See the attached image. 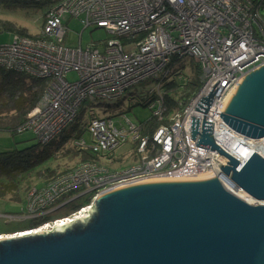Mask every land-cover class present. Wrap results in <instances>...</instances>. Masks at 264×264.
<instances>
[{
  "label": "built area",
  "instance_id": "2783aa9c",
  "mask_svg": "<svg viewBox=\"0 0 264 264\" xmlns=\"http://www.w3.org/2000/svg\"><path fill=\"white\" fill-rule=\"evenodd\" d=\"M66 15L79 18L84 28H103L111 37L101 45L83 46L81 40L77 46L65 45ZM43 31L45 38L15 34L11 43L0 45V68L51 79L43 98L20 126V133L31 130L42 146H48L76 121L86 101L120 99L147 79L157 81L150 93L156 96L148 107L161 125L150 130L146 123L136 124L126 116V123L120 125L112 116L93 118L89 124L92 142L79 139L77 146L106 156L131 140L140 161L124 170L95 161L79 162L46 184L31 188L19 212L0 214L7 219L5 223L18 217H45L88 195L91 202L80 214L85 215L97 196L109 189L209 171L218 175L230 192L251 197L222 172L219 165L229 160L197 142L205 117V121L214 122L211 134L216 143L242 164L259 148L257 143L264 147V137L244 136L220 116L243 76L264 65V0H61L47 11ZM128 36L135 38L130 39L127 53L123 38ZM186 58L199 63L203 85L182 110L167 118L163 86L175 78V59ZM71 72H76L77 78L70 79ZM195 121L199 122L197 137L193 136ZM242 147L253 152L241 158L237 153ZM71 194L74 196L67 200ZM80 215L51 220L38 229L51 230ZM2 236L9 235L0 233Z\"/></svg>",
  "mask_w": 264,
  "mask_h": 264
},
{
  "label": "water",
  "instance_id": "95a60500",
  "mask_svg": "<svg viewBox=\"0 0 264 264\" xmlns=\"http://www.w3.org/2000/svg\"><path fill=\"white\" fill-rule=\"evenodd\" d=\"M222 111L238 133L264 137V65L243 76ZM213 128L204 117L197 145L226 157L222 172L255 203L214 173L136 181L102 192L66 224L1 238L0 264H264V156L254 151L242 164L216 143Z\"/></svg>",
  "mask_w": 264,
  "mask_h": 264
},
{
  "label": "trees",
  "instance_id": "16d2710c",
  "mask_svg": "<svg viewBox=\"0 0 264 264\" xmlns=\"http://www.w3.org/2000/svg\"><path fill=\"white\" fill-rule=\"evenodd\" d=\"M5 1L14 3L31 2V0ZM1 23L6 29L16 30L18 32L17 34L33 37L26 28H18L10 21H1ZM2 28L3 27H0V31ZM34 37L45 38L44 31L42 30L41 34L35 35ZM132 38H135V36L130 37V39ZM189 59L193 75L186 76L185 80L180 79L179 77L181 76L177 75V77H172V79L167 81L163 86L165 102L168 107L166 112L167 118L182 110L183 105L188 104L203 85L202 70L199 63L193 58ZM178 62H182V59H175V63ZM180 73H182V71L178 74ZM50 83L51 79L35 78L25 73H18L0 68V126L4 123L10 124L8 125V129L11 133H18L17 128L25 122L30 111L34 109L43 98ZM155 96L156 93L150 95L147 103L144 105L147 104V106H149ZM167 118L164 121L165 123L169 121ZM145 123L150 130H154L161 125L158 118L153 115ZM67 133L69 135L63 132L48 146H42L38 143L23 149H11L0 152V197L9 199L10 201L23 200L25 202L31 188L46 184L62 173L72 169L74 166L63 170H57L55 168L56 166L47 165L48 162L57 158L58 149L66 143L68 138L69 141L73 142V152L76 153L81 162H99L101 155L93 152L89 148H81L75 144V141L83 136V130L77 129L76 126L73 127L72 124L71 130ZM73 196L74 194H71L66 199H71ZM90 202V196L82 195L69 201L60 209L55 210L45 217L35 218L24 223H4V227H0V232L5 233L24 227L26 229L20 230H27V227L37 228L51 220L69 216L81 208L86 207Z\"/></svg>",
  "mask_w": 264,
  "mask_h": 264
},
{
  "label": "rangeland",
  "instance_id": "374dc122",
  "mask_svg": "<svg viewBox=\"0 0 264 264\" xmlns=\"http://www.w3.org/2000/svg\"><path fill=\"white\" fill-rule=\"evenodd\" d=\"M60 1L61 0H43L39 3L33 1L14 3L10 1L0 0V27H3L0 31V45L11 43L14 35L18 33L16 30L4 28V25L1 23V21H10L14 23L18 28H26L32 36L39 35L44 28L45 15L47 11L60 3ZM64 22L68 27V33L64 42L65 45L77 46L79 45L80 40L83 46L91 43L101 45L111 37L103 28H84V24L79 18H71L66 15L64 17ZM130 37L131 36L123 38L127 53L130 51V48L128 47L130 43ZM133 44L135 45L136 41H133ZM180 71H182V73L178 74ZM177 75H180L181 77L179 78L183 80H185L186 76L188 77L189 75H193L189 58H186L184 61L178 62L173 66V76L177 77ZM68 77L70 79H75L77 78V73L71 72L68 74ZM156 84L157 81L155 79H147L128 89L120 99L86 101L80 107L78 118L73 123V127L76 126L77 129L84 131V134L80 139H85L88 144L92 142L93 138L89 131V124L95 117L102 118L112 116L118 125H120L121 123H126L125 116L136 124L145 123L152 116V112L147 104H144L147 103L151 90L155 88ZM8 125L10 124L4 123L2 126H0V152L11 149H23L39 143L33 131L28 130L20 133L19 126L17 128L18 133H11V131L8 129ZM71 128L72 125L69 126L68 129L64 131V133L68 134L67 132H69ZM72 144L73 142L69 141L68 138L66 143L63 145L64 147L61 146L58 149L59 152H57V158L48 162L47 165L56 166L55 168L57 170H63L73 167L81 162L80 158L76 155L75 152H73L74 149L72 147ZM140 159L141 155L137 151L135 142L129 140L126 144L121 146L110 155L101 156L99 162L107 165L113 170H124L140 161ZM24 204L25 202L23 200L10 201L9 199L0 197V214L14 215L15 212L20 211ZM82 209L83 208L75 213L80 215ZM75 213L66 217H62V219H67L68 217L73 216ZM16 215L19 216L21 214L16 213ZM33 219L35 218L22 217V219H20V217H18L10 221L24 223ZM59 219L61 218H58V220ZM5 221H7L6 218L0 217V227H4ZM20 229L26 228L24 227L14 229L12 231H7L4 234L13 235L17 233H13V231Z\"/></svg>",
  "mask_w": 264,
  "mask_h": 264
},
{
  "label": "bare ground",
  "instance_id": "6f19581e",
  "mask_svg": "<svg viewBox=\"0 0 264 264\" xmlns=\"http://www.w3.org/2000/svg\"><path fill=\"white\" fill-rule=\"evenodd\" d=\"M234 91V90H233ZM233 91L231 92V94L233 93ZM230 94V95H231ZM230 95L228 96V98H227V100H226V103H227V101L229 100V97H230ZM258 141V140H257ZM257 141L255 142V143H257ZM256 145H258L259 146V148L258 147H255L254 148V151H257V152H259V153H261L263 156H264V147L261 145V144H259V143H257ZM253 152V150L250 148V147H248V148H244V147H242L239 151H238V155L242 158V157H244V156H246L245 158H247V156L248 155H250L251 153ZM213 173V171H209V172H207V173H204V174H201V175H199V176H202V175H210V174H212ZM176 178H187V177H176ZM161 179H170V178H161ZM151 180H153V179H151ZM243 196H244V198H246L247 199V201L248 202H250V203H255L256 201H255V199L253 198V197H247V195L246 194H243ZM81 216H83V214L82 215H80L79 217H77V218H80ZM61 225H63V224H66V222H62V223H60ZM43 230H45V229H36V228H32V229H27V230H18V231H15V232H13V233H16V234H13V233H7V234H13V235H9L8 237H5V236H2V237H0V238H15V237H17V236H26V235H32V234H34V233H37V232H41V231H43Z\"/></svg>",
  "mask_w": 264,
  "mask_h": 264
}]
</instances>
